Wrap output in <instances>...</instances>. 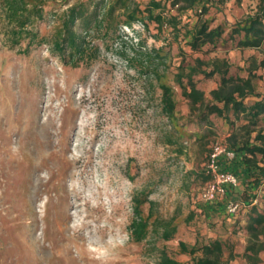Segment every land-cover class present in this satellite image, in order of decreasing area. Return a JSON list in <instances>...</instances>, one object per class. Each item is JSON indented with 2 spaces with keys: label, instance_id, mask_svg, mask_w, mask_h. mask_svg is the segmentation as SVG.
<instances>
[{
  "label": "rangeland",
  "instance_id": "rangeland-1",
  "mask_svg": "<svg viewBox=\"0 0 264 264\" xmlns=\"http://www.w3.org/2000/svg\"><path fill=\"white\" fill-rule=\"evenodd\" d=\"M28 1L32 8L36 1ZM78 1L47 0L46 23L40 24L41 35L52 36L61 15ZM211 1L216 4L215 10L226 11L232 21L254 13L258 3L257 0L240 3L230 0L225 4ZM6 4L7 0H0V129L4 132V146L14 152L17 160L1 179L0 198L23 205L22 225L15 231L19 244L31 231L38 241L46 234L55 235L69 223L79 226L89 243L100 246L94 220L103 213L108 219L99 224L110 229L106 239L112 243L109 248L101 245V258L107 264H156L158 249L164 246L180 262H185L189 258L179 251V242L192 245L196 238L203 243L220 239L226 244L227 252L233 251L243 233L231 235L235 219L228 221L222 213L211 218L197 214L188 220L199 206V193L204 185L190 173L203 172L212 145L225 141L222 128L212 138L198 141V134L186 128V121L191 119L190 109L177 90L178 116L185 125L184 130L180 127L184 138L177 140L171 123L161 111L159 95L151 90V84L156 83L154 77L140 75L126 62L133 53L127 36H124L126 42L120 41L113 51L101 47L93 64L73 72L52 56L47 45L34 46L26 56H21L20 48L6 44L9 27ZM135 27L147 48L162 47L166 43L163 37L172 38L168 29L163 36L153 32L157 36L154 38L143 31L142 25ZM124 31L134 43L138 42L139 36L133 31L127 28ZM181 47L187 53V61L197 57L207 63L225 60L246 70L251 56L263 58L258 51L218 49L194 53L185 42ZM179 51L175 46L164 82L173 79L174 65L181 60ZM123 54L127 58H120ZM217 87L215 79L200 83L207 96ZM259 91L264 92V81L259 83ZM169 136L174 137L173 145L167 140ZM38 137L39 195L30 203L26 200L27 182L20 184L18 180L30 177L29 150L37 148ZM69 161L74 167L69 177L63 178L60 176L65 169L63 165ZM52 172H57L59 177L53 179ZM142 192L155 203V218L163 221L176 217L178 233L173 241L165 242L152 234L143 243L132 239L129 230L132 199ZM238 198L242 199L240 195ZM96 205L102 213H92ZM148 209L149 204L143 207V217H147ZM243 221L244 218L240 223ZM36 248L32 256L41 261L43 250ZM90 249H94L91 244ZM71 253L78 260L75 248H71ZM11 257L12 250L0 238V264H9Z\"/></svg>",
  "mask_w": 264,
  "mask_h": 264
},
{
  "label": "trees",
  "instance_id": "trees-1",
  "mask_svg": "<svg viewBox=\"0 0 264 264\" xmlns=\"http://www.w3.org/2000/svg\"><path fill=\"white\" fill-rule=\"evenodd\" d=\"M35 1L29 8L28 0H7L6 44L20 48L21 56H26L34 46L47 45L52 56L73 72L93 64L101 47L113 51L120 41L126 42L124 36H127L135 55L131 53V59L126 62L140 75L154 77L156 83L151 84V90L159 95L161 111L171 123L177 140L184 138L181 130L185 125L198 134V141L212 138L219 129L228 126L230 134L226 143L236 156L230 161L222 159L221 163L225 171L238 177L239 187L213 203L199 201L197 210L188 220L197 214L211 218L222 213L227 219H235L236 225L230 232H246L249 236L243 253L246 264H264L260 257L264 252V92L259 91V83L264 81V0H257L254 13L240 21H232L224 10H215L216 4L211 0H79L61 15L52 36L41 35L40 30L46 23L47 0ZM227 1L230 0H218L217 4ZM136 24L142 25L143 31L154 38H157L156 33L163 36L168 29L172 38L163 37L166 43L162 47L147 48ZM124 28L139 36L137 43L123 34ZM153 32L156 33L152 35ZM183 42L194 53L218 49L250 50L258 51L263 58L251 56L247 70L225 60L207 63L197 57L190 62L181 47ZM175 46L180 50L181 60L174 65L173 79L167 83L164 82L165 71L170 66L168 62L172 64ZM119 56L124 59L128 55ZM214 79L218 87L207 96L200 89V83ZM177 90L190 109L191 119L185 125L178 116ZM187 136L191 138V134ZM167 140L174 144L173 136ZM190 174L204 185L209 180L204 170ZM149 196L142 192L132 199L134 207L129 225L132 239L143 243L152 234L165 242L173 241L178 233L176 217L163 221L155 218V203ZM231 201L240 205L233 216L226 214ZM147 204L148 215L143 217V207ZM243 218L245 224L240 226ZM226 248L220 239L203 243L196 238L192 245L181 240L179 251L188 256L187 261L180 262L164 246L158 249L156 264H229L235 256L231 251L225 261Z\"/></svg>",
  "mask_w": 264,
  "mask_h": 264
},
{
  "label": "bare ground",
  "instance_id": "bare-ground-1",
  "mask_svg": "<svg viewBox=\"0 0 264 264\" xmlns=\"http://www.w3.org/2000/svg\"><path fill=\"white\" fill-rule=\"evenodd\" d=\"M3 138L4 132L3 129H0V182L2 177L6 176L7 168L17 160L14 152L4 146ZM37 140V148L29 150L30 159L27 169L30 170V177L18 180L20 184L27 182V187H29L26 200L30 203L34 202L36 195H39V170L37 169L39 168V137ZM46 161L44 160L43 162ZM63 166L65 169L60 176L63 178L69 177L74 167L72 162L64 163ZM58 175L57 172H52L51 177L54 179ZM16 184L18 183L16 182ZM101 210L100 206L96 205L92 208V213H102ZM23 218V205L19 202L12 204L7 198H0V238H2L6 247L12 250L9 264H107L105 259L101 258V245L103 248H109L112 243L106 239L110 229L99 224L104 219H108L103 213L94 220V231L101 244L100 246H94L93 243H89L88 238L80 232V227L76 225L70 226L69 223L64 224L63 229L56 232L55 235L53 233L46 234L41 239L39 238L38 241L34 238V231H31L19 244L15 231L22 225ZM46 243L49 245H46ZM90 244L94 249H90ZM38 246L43 250L41 261L34 259L32 256L33 251ZM71 248L77 250L78 260L72 258ZM81 256H84L86 262Z\"/></svg>",
  "mask_w": 264,
  "mask_h": 264
},
{
  "label": "built area",
  "instance_id": "built-area-1",
  "mask_svg": "<svg viewBox=\"0 0 264 264\" xmlns=\"http://www.w3.org/2000/svg\"><path fill=\"white\" fill-rule=\"evenodd\" d=\"M236 156L234 150L230 149L226 141H217L211 147V152L208 157L207 165L204 169V174L209 177L204 187L199 193V201L205 204L213 203L218 198L227 197L229 191L239 187L238 177L224 170L221 163L222 159L228 161ZM258 201H255L257 204ZM240 208V205L231 201L226 209L227 215H235Z\"/></svg>",
  "mask_w": 264,
  "mask_h": 264
},
{
  "label": "crops",
  "instance_id": "crops-1",
  "mask_svg": "<svg viewBox=\"0 0 264 264\" xmlns=\"http://www.w3.org/2000/svg\"><path fill=\"white\" fill-rule=\"evenodd\" d=\"M221 133L224 134V138H225V141L227 139V137L229 136V129H228V126H225L221 129ZM228 221H231V219H227ZM241 224H245V221H243ZM231 234V233H230ZM238 234V233H237ZM240 234V233H239ZM231 235H234L233 233ZM248 239H249V236L247 235L246 232H243L241 237H239V242L237 244V246L235 247V249L233 250V253H234V259L229 261V264H245L246 263V260L244 259L243 257V253L245 251V248L247 246V242H248ZM232 251V250H231ZM230 252H226L225 254V261L228 260V255H229ZM260 257L262 259H264V255H263V252L260 254Z\"/></svg>",
  "mask_w": 264,
  "mask_h": 264
}]
</instances>
